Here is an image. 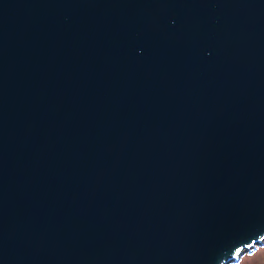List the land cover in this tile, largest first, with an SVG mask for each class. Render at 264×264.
Listing matches in <instances>:
<instances>
[{
  "label": "water",
  "instance_id": "1",
  "mask_svg": "<svg viewBox=\"0 0 264 264\" xmlns=\"http://www.w3.org/2000/svg\"><path fill=\"white\" fill-rule=\"evenodd\" d=\"M263 244L264 0H0V264Z\"/></svg>",
  "mask_w": 264,
  "mask_h": 264
},
{
  "label": "rangeland",
  "instance_id": "2",
  "mask_svg": "<svg viewBox=\"0 0 264 264\" xmlns=\"http://www.w3.org/2000/svg\"><path fill=\"white\" fill-rule=\"evenodd\" d=\"M230 264H264V244L256 246L252 252L244 253L237 262Z\"/></svg>",
  "mask_w": 264,
  "mask_h": 264
}]
</instances>
